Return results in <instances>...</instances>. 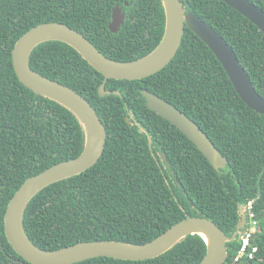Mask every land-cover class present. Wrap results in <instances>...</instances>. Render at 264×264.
Listing matches in <instances>:
<instances>
[{"label": "trees", "instance_id": "16d2710c", "mask_svg": "<svg viewBox=\"0 0 264 264\" xmlns=\"http://www.w3.org/2000/svg\"><path fill=\"white\" fill-rule=\"evenodd\" d=\"M0 0V264H32L8 241V202L31 176L77 157L84 148L81 123L66 107L36 94L18 78L12 51L32 27L62 22L83 33L106 56L130 61L150 53L162 39L161 0ZM264 10L263 0H251ZM232 47L256 90L264 96V33L222 0H182ZM128 13L118 33L108 24L115 6ZM32 68L81 93L105 124L107 142L86 171L38 192L24 214L26 234L53 250L84 241L146 243L187 215L213 220L227 235L236 231L244 206L253 202L258 230L242 264H264V114L239 96L214 52L186 27L181 47L163 69L142 79H109L72 46L38 45ZM148 89L192 118L228 158L217 170L179 129L146 106ZM136 121L148 131L143 132ZM151 136V140L149 139ZM162 153L166 160H163ZM228 264L242 238L228 242ZM205 241L188 235L164 254L146 260L95 257L73 264H197Z\"/></svg>", "mask_w": 264, "mask_h": 264}, {"label": "water", "instance_id": "95a60500", "mask_svg": "<svg viewBox=\"0 0 264 264\" xmlns=\"http://www.w3.org/2000/svg\"><path fill=\"white\" fill-rule=\"evenodd\" d=\"M222 1L238 10L264 33V10L253 1ZM161 2L165 13L162 39L150 53L135 60L120 61L106 56L83 33L62 22L50 21L38 24L17 40L12 55L19 80L36 94L54 100L69 109L81 123L85 135L84 148L77 157L56 163L29 177L8 202L4 216L6 236L15 251L28 262L73 264L102 256L124 260H146L164 254L188 235L195 234L205 241L207 247L206 255L197 264H224L229 255L228 242L239 237L243 238L246 232L247 206H244L242 218L232 235H227L218 224L207 217L191 215H187L185 219L172 225L153 240L140 244L117 240H93L46 250L37 246L26 234L24 214L32 198L48 185L78 175L92 167L102 156L107 142L105 124L86 97L72 87L44 76L32 68L30 57L38 45L48 41L69 44L104 75L99 94L121 96V91L106 88L107 81L142 79L157 73L175 57L188 27L214 52L241 99L256 112L264 114V96L256 90L229 43L193 10L187 11L182 0H161ZM125 17V12L117 4L112 12L109 29L117 32L124 24ZM142 94L146 99L147 107L177 126L201 150L215 169L227 167L228 158L192 118L156 93L143 89ZM136 122L143 132L148 133L139 121ZM149 139L151 140L150 135ZM161 156L166 160L164 153ZM204 234L210 236L211 242L206 240ZM12 263L11 261L9 264Z\"/></svg>", "mask_w": 264, "mask_h": 264}, {"label": "built area", "instance_id": "2783aa9c", "mask_svg": "<svg viewBox=\"0 0 264 264\" xmlns=\"http://www.w3.org/2000/svg\"><path fill=\"white\" fill-rule=\"evenodd\" d=\"M247 211H248L249 224H248V228H247V231L245 233V236L243 238L242 247L239 250L238 254L228 264H242L240 262L241 261V257L243 256V254L247 253L246 249L248 248V246L251 243V237L258 230V222L259 221L256 218L255 212L253 211V202L252 201L248 202ZM255 250H256V248H253V251H255ZM248 256L249 257H253L252 252H249Z\"/></svg>", "mask_w": 264, "mask_h": 264}, {"label": "flooded vegetation", "instance_id": "af4514ba", "mask_svg": "<svg viewBox=\"0 0 264 264\" xmlns=\"http://www.w3.org/2000/svg\"><path fill=\"white\" fill-rule=\"evenodd\" d=\"M132 3H133V0L132 1H125V6H131L132 5ZM121 8H122V10H123V12H125V14H126V17H125V21H126V19L128 18V13L126 12V10H124V8L121 6ZM112 16V15H111ZM111 20V19H110ZM125 21H124V23H125ZM110 22V21H109ZM124 25V24H123ZM123 25L120 27V29L117 31V32H114V33H118L120 30H121V28L123 27ZM108 27H109V24H108ZM111 31V30H110ZM112 32V31H111ZM143 90V89H142ZM142 90H141V92H142ZM146 90H148V89H146ZM154 93V92H153ZM147 106V105H146ZM249 223V219H247V221H246V226H247V224Z\"/></svg>", "mask_w": 264, "mask_h": 264}, {"label": "clouds", "instance_id": "9594fccd", "mask_svg": "<svg viewBox=\"0 0 264 264\" xmlns=\"http://www.w3.org/2000/svg\"><path fill=\"white\" fill-rule=\"evenodd\" d=\"M245 206H247V205H245ZM247 219H248V211H247ZM249 224V223H248ZM248 224H247V226H246V231H247V228H248ZM246 233V232H245ZM244 236H245V234H244ZM244 236H243V238H244ZM243 238H242V243H243ZM251 244V243H250ZM250 246V245H249ZM248 246V247H249ZM253 248H256L257 249V247H253ZM246 251H247V249H246ZM256 251V250H255ZM255 251H253V249L251 250V251H247V253L245 254V255H247L248 256V253L249 252H252V254L255 252ZM244 255V254H243ZM243 257V256H242ZM242 257H241V259H242Z\"/></svg>", "mask_w": 264, "mask_h": 264}, {"label": "bare ground", "instance_id": "6f19581e", "mask_svg": "<svg viewBox=\"0 0 264 264\" xmlns=\"http://www.w3.org/2000/svg\"><path fill=\"white\" fill-rule=\"evenodd\" d=\"M91 137H92V134H91ZM204 237L206 238V240H207L208 242H211V238H210V236H209V235H207V234H204Z\"/></svg>", "mask_w": 264, "mask_h": 264}]
</instances>
